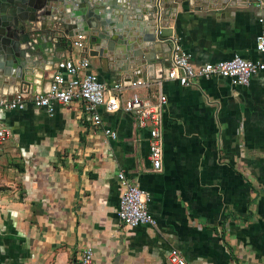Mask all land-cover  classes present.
<instances>
[{
	"label": "crops",
	"instance_id": "obj_1",
	"mask_svg": "<svg viewBox=\"0 0 264 264\" xmlns=\"http://www.w3.org/2000/svg\"><path fill=\"white\" fill-rule=\"evenodd\" d=\"M126 1L128 22H136L135 10L148 4ZM222 1L178 3L168 22L172 39L154 64L133 66L122 50L89 56L71 41L57 56L89 58L106 82L146 80L149 86L136 89L142 94L157 90L175 43L195 64L234 54L264 61L255 50L264 0ZM146 16L134 26L142 35L152 28ZM53 67L36 91L48 87ZM17 90L0 79V98ZM162 91L158 171L148 159L147 130L122 110L100 109L101 126L86 120L77 103L51 111L27 103L1 113L13 134L0 144V264H72L87 248L95 264H168L171 248L193 264H264V71L247 86L210 77L190 87L164 80ZM106 127L115 138L104 134ZM118 172L149 193L155 225L119 221Z\"/></svg>",
	"mask_w": 264,
	"mask_h": 264
},
{
	"label": "built area",
	"instance_id": "obj_2",
	"mask_svg": "<svg viewBox=\"0 0 264 264\" xmlns=\"http://www.w3.org/2000/svg\"><path fill=\"white\" fill-rule=\"evenodd\" d=\"M83 39L77 36L71 45L83 49ZM255 50L264 52V31L256 37ZM54 65L45 90L17 92L10 97L0 98V116L4 111L23 110L27 103L47 111H51L55 105L77 103L86 120L93 126H101L103 119L100 109L107 113L122 110L134 117L138 128L147 130L148 159L155 171L162 168L163 160V110L167 102L166 94L162 91L164 80L190 87L201 78L216 77L227 80L233 86H247L253 76L264 71L263 60L246 59L238 54L228 59L195 64L191 54L175 43L170 66L165 75L155 82L157 90L142 94L136 89L149 86L148 81L137 79L123 83L124 80L118 79L106 82L91 70V61L85 56L61 57ZM126 90L131 91L125 93ZM103 132L109 138L116 137V132L110 128H104ZM12 134L11 128L0 121V144L10 139ZM117 178L120 193L116 213L119 221L126 226L155 225L157 221L148 210L151 200L149 193L130 182L124 172H118ZM166 259L168 264H193L176 248L168 251ZM72 264H95L93 251L85 249Z\"/></svg>",
	"mask_w": 264,
	"mask_h": 264
},
{
	"label": "water",
	"instance_id": "obj_3",
	"mask_svg": "<svg viewBox=\"0 0 264 264\" xmlns=\"http://www.w3.org/2000/svg\"><path fill=\"white\" fill-rule=\"evenodd\" d=\"M185 1L145 0L148 6L135 10L136 23L128 22L126 0H0V79L17 92H37L35 83L76 36L84 38L82 51L89 56L109 58L122 50L133 66L154 64L161 60L155 56L160 46L172 39L168 22ZM143 15L152 28L142 35L134 26L142 25Z\"/></svg>",
	"mask_w": 264,
	"mask_h": 264
}]
</instances>
